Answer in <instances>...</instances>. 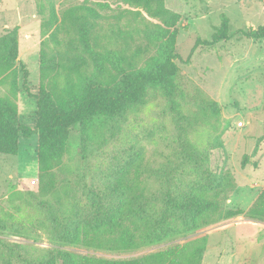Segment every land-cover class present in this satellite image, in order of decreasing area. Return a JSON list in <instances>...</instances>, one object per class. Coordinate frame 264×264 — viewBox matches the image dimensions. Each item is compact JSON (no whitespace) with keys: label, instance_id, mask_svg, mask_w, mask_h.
<instances>
[{"label":"trees","instance_id":"obj_1","mask_svg":"<svg viewBox=\"0 0 264 264\" xmlns=\"http://www.w3.org/2000/svg\"><path fill=\"white\" fill-rule=\"evenodd\" d=\"M118 1L133 9L121 10L115 22L129 20L128 16L132 20L146 19L144 14L159 22L142 24L145 46L136 47L130 54L102 48L93 40L97 26L100 29L101 22L108 19L101 12L108 7L107 3L93 5L84 0L59 14L56 0H38L41 32L47 35L40 42V75L45 78L58 68H68L76 71L77 81L57 92L47 89L42 82L38 91L31 93L26 83L27 70L19 63L23 67L22 85L36 105L33 127L19 121L14 102L0 100V153L16 155L21 136H37V225L49 231L52 242L51 246L40 248L0 238V264H201L205 236L129 259L79 254L70 248L132 251L243 213L240 209L225 208L228 194L235 188L231 173L211 171L204 152L186 136L194 128L196 117H184L177 101L178 97L184 98L175 81V60L181 58L175 52L179 14L165 7L164 0ZM229 26V19L223 15L211 39L202 40L203 43L211 45L229 38ZM71 31L76 32V38L61 39L62 34ZM239 33L253 40L264 39V25L243 28ZM200 41L196 39L188 58ZM49 43L53 46L49 47ZM61 45L65 49L60 50ZM17 56L18 27H14L0 36V73H10ZM88 65L92 66L89 73L80 71L81 66ZM106 74L111 77L110 82L104 81ZM149 88L161 90L173 113L178 127L176 161L152 171L143 165L140 154H130L113 170L101 172L99 179L79 180L76 192L65 190L62 196L47 199L53 188L51 170L60 163L71 129L79 131L82 152L84 157L88 156V142L103 137L101 132L94 135L96 128L109 125L112 135L131 110L144 104ZM202 102L205 109L217 114L215 102ZM99 119L101 122L96 123ZM147 171L156 178L152 186L144 178ZM245 214L264 220V189ZM11 228L0 218V235L23 234L19 225Z\"/></svg>","mask_w":264,"mask_h":264},{"label":"rangeland","instance_id":"obj_2","mask_svg":"<svg viewBox=\"0 0 264 264\" xmlns=\"http://www.w3.org/2000/svg\"><path fill=\"white\" fill-rule=\"evenodd\" d=\"M83 1L56 0L57 12L60 14L63 9ZM88 2L108 4L101 10L107 21L101 22L100 29L97 26L93 32V40L102 48L130 54L136 47L145 46L146 39L140 31L142 24L159 23L144 13L146 19L132 20L128 16L129 20L122 18L115 22L121 10L133 8L118 0ZM37 3L38 0H0V36L18 27V56L10 73H0V100L14 102L19 121L30 127L34 126L36 105L22 85L23 67L19 63L27 70L26 83L31 93H36L42 82L47 89L57 92L77 81L76 71L68 68H58L41 77L40 42L47 35L41 32ZM164 5L180 16L176 24L175 52L181 58L175 60L178 68L175 81L184 98L178 97L177 101L184 117H196L194 128L186 136L204 152L206 166L211 171L231 173L235 188L228 194L225 208L240 209L243 213L132 251L82 247L70 250L106 259H129L205 236L201 264H264V220L245 214L264 189V39L253 40L239 33L243 28L264 25V0H164ZM223 15L229 19L230 37L211 45L203 43L202 40L211 39ZM71 38H76L75 31L61 36L64 41ZM197 38L201 41L188 58ZM50 46L53 44L49 43ZM63 46L59 49H65ZM95 49L100 50L97 46ZM91 69L90 65L80 67L86 74ZM104 81L110 82L111 77L106 74ZM203 100L215 102L217 114L205 109ZM172 116L161 90L149 88L144 104L131 110L112 135L109 125L96 128L94 135L101 132L103 137L97 136L88 142V156L84 157L82 152L79 131L72 128L60 163L51 170L53 188L46 198L52 201L65 190L76 192L79 180L99 179L101 172L113 170L130 154H140L143 165L152 171L172 165L178 149V127ZM99 122L101 119L96 120ZM19 144L16 155L0 153V218L11 229L19 225L23 234L8 233L0 238L49 247L52 245L49 231L37 225L40 219L35 205L40 183L37 136H21ZM187 173L193 175L191 171ZM144 178L150 186L155 184L156 178L151 172L147 171Z\"/></svg>","mask_w":264,"mask_h":264},{"label":"built area","instance_id":"obj_3","mask_svg":"<svg viewBox=\"0 0 264 264\" xmlns=\"http://www.w3.org/2000/svg\"><path fill=\"white\" fill-rule=\"evenodd\" d=\"M239 125H242V122H239Z\"/></svg>","mask_w":264,"mask_h":264}]
</instances>
